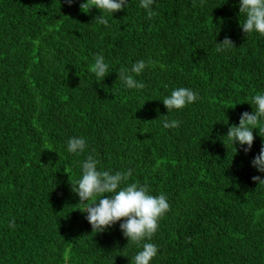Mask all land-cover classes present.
<instances>
[{"label":"trees","instance_id":"obj_1","mask_svg":"<svg viewBox=\"0 0 264 264\" xmlns=\"http://www.w3.org/2000/svg\"><path fill=\"white\" fill-rule=\"evenodd\" d=\"M83 2L0 0V264H131L140 248L119 223L95 233L77 209L88 155L167 196L152 264H264V185L251 179L264 173L250 165L264 138L254 130L245 155L223 137L264 92V36L241 31L238 0H155L151 20L139 0L114 16ZM225 37L235 47L216 52ZM141 59L144 87L127 89L117 71ZM176 87L199 100L167 113ZM72 136L83 153L66 151Z\"/></svg>","mask_w":264,"mask_h":264},{"label":"clouds","instance_id":"obj_2","mask_svg":"<svg viewBox=\"0 0 264 264\" xmlns=\"http://www.w3.org/2000/svg\"><path fill=\"white\" fill-rule=\"evenodd\" d=\"M72 0H68L70 4ZM128 0H84L80 5L82 9L92 7L99 9L101 13L114 16V13L127 7ZM155 0H139V7L146 13V19L151 20L155 12L153 4ZM241 31L247 36L251 33H258L264 36V0H238ZM99 23L108 26V19L102 14L98 17ZM235 47L232 40L225 37L223 41H216V52H222ZM145 60L134 62L130 69L117 71L118 79L127 89H140L144 85L134 79L146 68ZM91 71L98 82L104 80L109 74V64L102 54L94 56ZM199 100V93L191 88L176 87L171 90L162 103L167 113L174 110H182L188 105ZM252 111H243L239 114L238 124L228 126L227 137L237 151V145L245 155L253 146L254 130L264 138V92L253 94L250 101ZM221 121V120H218ZM223 122L225 124L227 121ZM164 129H175L180 126V121L165 118L161 121ZM87 141L83 136H72L66 141V151L69 154L79 155L86 149ZM235 151V152H236ZM98 160L88 155L79 163L80 176L73 183L71 191L78 197L79 211L84 214L85 220L92 228V232L102 233L119 223L120 231L128 240V244H134L140 250L131 258V264H152L158 254V247L151 243L152 237L158 230L159 220L170 208L167 196L163 193L158 195L150 194L146 184L138 182L127 183L128 177L132 174L131 169L115 173L98 170ZM258 173H264V142H262L258 154L250 161ZM67 172V170H65ZM68 173V172H67ZM254 182L264 185V178L260 175L251 177ZM12 227V223H9Z\"/></svg>","mask_w":264,"mask_h":264}]
</instances>
